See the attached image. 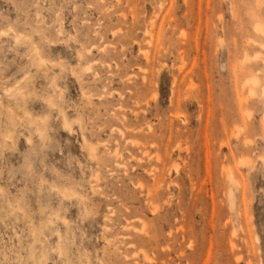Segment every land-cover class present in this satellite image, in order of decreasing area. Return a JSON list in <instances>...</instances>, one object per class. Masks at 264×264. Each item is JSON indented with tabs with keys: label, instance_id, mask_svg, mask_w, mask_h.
<instances>
[{
	"label": "rangeland",
	"instance_id": "rangeland-1",
	"mask_svg": "<svg viewBox=\"0 0 264 264\" xmlns=\"http://www.w3.org/2000/svg\"><path fill=\"white\" fill-rule=\"evenodd\" d=\"M0 264H264V0H0Z\"/></svg>",
	"mask_w": 264,
	"mask_h": 264
},
{
	"label": "bare ground",
	"instance_id": "bare-ground-1",
	"mask_svg": "<svg viewBox=\"0 0 264 264\" xmlns=\"http://www.w3.org/2000/svg\"><path fill=\"white\" fill-rule=\"evenodd\" d=\"M259 26V25H258ZM40 61V60H39ZM44 61V60H43ZM9 91V90H8Z\"/></svg>",
	"mask_w": 264,
	"mask_h": 264
}]
</instances>
